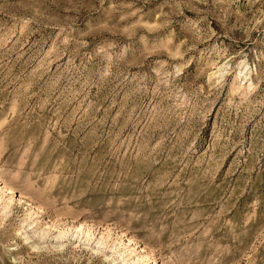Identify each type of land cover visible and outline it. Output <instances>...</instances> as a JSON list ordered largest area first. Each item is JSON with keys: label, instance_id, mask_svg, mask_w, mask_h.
<instances>
[{"label": "rangeland", "instance_id": "1", "mask_svg": "<svg viewBox=\"0 0 264 264\" xmlns=\"http://www.w3.org/2000/svg\"><path fill=\"white\" fill-rule=\"evenodd\" d=\"M156 263L264 264V0H0V264Z\"/></svg>", "mask_w": 264, "mask_h": 264}, {"label": "bare ground", "instance_id": "2", "mask_svg": "<svg viewBox=\"0 0 264 264\" xmlns=\"http://www.w3.org/2000/svg\"><path fill=\"white\" fill-rule=\"evenodd\" d=\"M6 207V206H5ZM32 234H34L33 232H29V231H27L26 233H24V236H25V238H26V240H29L30 238H32ZM31 235V236H30ZM56 236H58V235H56ZM56 238V237H55ZM60 248L61 247H63V244L62 243H60L59 245H58ZM58 247V248H59ZM34 248H38L37 246H35ZM101 249V248H100ZM97 251L99 250V248H97L96 249ZM117 259V258H116ZM156 261V260H155ZM155 263V262H154ZM157 264V263H156Z\"/></svg>", "mask_w": 264, "mask_h": 264}]
</instances>
